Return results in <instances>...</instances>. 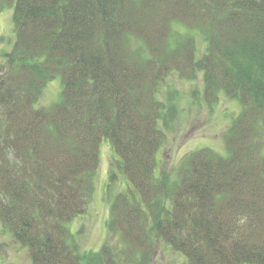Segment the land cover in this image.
Returning <instances> with one entry per match:
<instances>
[{
    "label": "trees",
    "instance_id": "obj_1",
    "mask_svg": "<svg viewBox=\"0 0 264 264\" xmlns=\"http://www.w3.org/2000/svg\"><path fill=\"white\" fill-rule=\"evenodd\" d=\"M13 19L0 59V223L32 264H144L149 232L187 264H264V0H15ZM198 71L208 106L222 94L240 103L227 154L193 150L159 176L176 111L159 90ZM56 76L59 100L36 106ZM104 139L117 155L110 180L118 170L133 187L112 204L122 246L81 252L66 224L93 197Z\"/></svg>",
    "mask_w": 264,
    "mask_h": 264
},
{
    "label": "rangeland",
    "instance_id": "obj_2",
    "mask_svg": "<svg viewBox=\"0 0 264 264\" xmlns=\"http://www.w3.org/2000/svg\"><path fill=\"white\" fill-rule=\"evenodd\" d=\"M15 0L5 2L0 9V59L14 47ZM182 28V27H178ZM198 52L206 48L204 35L197 36ZM61 93V78L54 77L47 83L36 106H49L57 102ZM204 95L202 71L192 79H185L179 73H171L163 82L158 93L160 100L176 106L175 116L164 128L166 140L157 153L156 173L167 171L175 176V170L183 157L193 150L210 147L227 154L224 133L233 118L240 112L239 101L221 95L219 101L208 106ZM264 144V133L261 135ZM264 151V150H263ZM100 164L95 180L93 197L85 213L67 222L80 251L95 252L108 243L118 249L122 246L120 232L111 224L112 204L120 193L133 190L127 177L116 170L117 177L110 180L114 167L115 151L109 140L104 139L99 148ZM173 171V172H172ZM152 245L149 259L144 264H187L179 252L168 247L154 232H149ZM0 264H32L29 250L17 242L0 223Z\"/></svg>",
    "mask_w": 264,
    "mask_h": 264
}]
</instances>
